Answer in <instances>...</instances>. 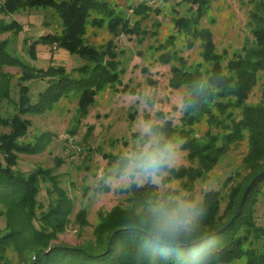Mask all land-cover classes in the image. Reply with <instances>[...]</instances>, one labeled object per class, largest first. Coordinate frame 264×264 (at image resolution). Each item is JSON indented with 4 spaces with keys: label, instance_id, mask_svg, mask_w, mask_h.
<instances>
[{
    "label": "trees",
    "instance_id": "trees-1",
    "mask_svg": "<svg viewBox=\"0 0 264 264\" xmlns=\"http://www.w3.org/2000/svg\"><path fill=\"white\" fill-rule=\"evenodd\" d=\"M250 1L253 5L247 24L252 37L240 49L232 53L227 48L219 51L212 31L200 27L211 1L189 0V13L177 17L175 27L188 36L190 44L201 40L202 61L190 64L184 56L170 55L169 51L160 57L164 64L171 62L170 85L186 88L184 97L201 81H210L213 92L197 111L181 112L179 123L167 118L162 110L157 112L163 122L155 124H165L188 161L176 166L167 182L177 180L182 187L196 189L198 180L204 179L230 151L246 147L239 169L221 189H211L207 197V223L218 241L213 264H264V225L256 217V205L264 197V175L249 191L241 212L231 220L249 183L264 171V0ZM131 7L128 13L109 0H0V36L10 33L0 38V126L8 128L0 132V217L5 218V226L0 228V264H150L137 254L134 238L122 228L126 210H138L140 202L152 194L151 186H133L127 192V204L99 210L93 237L73 244L61 240L60 235L71 223L78 226L82 235L91 222L87 206L74 213L75 198L63 185L61 173L56 172L63 158H57L54 166H38L29 172L18 167L22 154L39 153L52 139L47 131L34 141L29 139L32 119L27 115L41 114L70 94L79 96L78 111L83 115L94 96L107 85L114 87L121 81L119 74L124 67L119 68L121 50L115 37L100 45L89 43L87 23L92 10H96L107 20L114 36L125 33L145 37L149 32L145 22L151 21L160 8L147 0ZM34 8L50 11L60 21L61 29L48 31L31 42L25 38L27 54L38 59L37 44L43 41L52 49L55 46L82 56L86 59L84 64L69 71L62 64L35 65L21 55L16 43L24 25L8 16ZM93 22L101 25L103 20L95 18ZM153 23L160 25L159 20ZM174 56L179 64L172 63ZM9 67L22 71L15 74ZM38 80H44L47 88L33 100L32 83ZM258 86L260 98L251 102ZM202 124H206L203 131ZM104 156L107 167L116 160L111 153ZM43 184L50 196L47 204L39 198ZM94 189L110 190L106 181ZM89 190L87 185L83 195ZM156 264L173 261L158 260Z\"/></svg>",
    "mask_w": 264,
    "mask_h": 264
},
{
    "label": "rangeland",
    "instance_id": "rangeland-1",
    "mask_svg": "<svg viewBox=\"0 0 264 264\" xmlns=\"http://www.w3.org/2000/svg\"><path fill=\"white\" fill-rule=\"evenodd\" d=\"M109 1L130 13L131 6H135L141 0ZM147 1L154 7L160 8V11L153 13L151 21L145 22L144 27L149 32L142 38L125 33L114 36L108 28L107 20L96 10H92L88 18L86 37L89 43L100 45L115 37L118 49L121 50L118 57L121 60L119 68L124 67L119 74L121 76L119 83L114 87L107 85L94 96V100L88 105L83 115L81 110L78 111L79 96L74 94L62 97L53 108L41 114L27 115L32 119L29 139L34 141L35 137L43 131L49 132L52 139L45 150L39 153L22 154L18 167L22 171L29 172L38 166H54L57 158H63L64 161L56 172L61 173L63 185L75 198L74 213L83 205L89 209L88 217L91 224L86 227L82 235H79L78 226L75 223H71L60 235L61 240L73 244L93 237V228L99 221V210L107 211L116 204L128 203L127 192L94 189L102 181H106L105 174L115 164L114 162L107 167V157L104 154H113L117 148L126 146L135 134L134 125L148 119L147 114H150L153 123H162L163 118L157 114L162 110L167 118H172L176 123L180 122L182 111L179 110L178 105L186 94V88L175 89L170 85L172 64L171 62L162 63L161 54L169 51L170 55L175 53L178 57L184 56L190 64L202 61L204 47L201 40H194L190 44L188 36L175 27L176 18L189 13L191 2L189 0ZM210 1L211 4L201 20L200 27L212 31L219 51L227 48L232 53L240 49L245 40L252 37L247 22L253 3L250 0ZM8 18L17 19L24 25L16 46L29 62L39 66H48L50 63L62 64L69 71L86 62V59L80 55L71 54L68 50L55 46L52 49L50 44L43 41L37 44L38 59L35 60L27 54L26 46H24L25 38L31 42L35 37H40L48 31L61 29L60 21L54 18L50 11L34 8L14 13ZM95 18L96 20L102 18V24H95L93 22ZM155 20H159V26L153 23ZM47 21L49 25L46 24ZM9 34H3L0 38H5ZM176 56L172 58V63L179 64ZM9 68L7 69L15 74H20L22 71L18 67ZM44 82L32 83L33 100H37L39 94L47 88V83ZM42 84L45 85L42 86ZM260 90V86L254 89L250 97L251 102L259 100ZM205 127L206 124L201 125L202 131ZM71 129H75L74 133ZM5 130L7 131L8 128L0 126V132ZM244 151H246L245 146L230 151L204 179L198 180L196 189L202 186L221 189L226 179L239 169ZM187 162L184 153L179 152L176 166L187 164ZM87 185L90 190L84 196ZM167 186L175 188L180 186V183L173 180L165 185ZM228 187L224 189L227 190ZM49 197L48 189L43 184L39 198L47 204ZM72 216L74 219V214ZM256 217L257 221L264 225V197L262 196L256 205ZM4 226L5 218L1 216L0 228Z\"/></svg>",
    "mask_w": 264,
    "mask_h": 264
},
{
    "label": "clouds",
    "instance_id": "clouds-1",
    "mask_svg": "<svg viewBox=\"0 0 264 264\" xmlns=\"http://www.w3.org/2000/svg\"><path fill=\"white\" fill-rule=\"evenodd\" d=\"M211 87L210 81L195 84L182 97L179 110L197 111L213 95ZM133 131L127 145L114 151L106 183L112 190L151 186L153 192L138 210H126L122 230L134 238L137 254L150 264L168 259L173 264H213L218 241L207 223L211 188L165 187L177 164L179 141L165 124L150 118L135 124Z\"/></svg>",
    "mask_w": 264,
    "mask_h": 264
},
{
    "label": "water",
    "instance_id": "water-1",
    "mask_svg": "<svg viewBox=\"0 0 264 264\" xmlns=\"http://www.w3.org/2000/svg\"><path fill=\"white\" fill-rule=\"evenodd\" d=\"M264 175V171L261 172L260 174H258L250 183L249 185L247 186L244 194H243V197L241 199V202H240V205L238 207V209L236 210L235 214L233 215V217L231 218V220L235 219L236 216H238V214L241 212L244 204H245V201L247 199V196H248V193L249 191L251 190V188L253 187V185L257 182V180L262 176ZM118 229V228H117ZM117 229L115 231H117ZM115 231L113 232V234L115 233ZM112 234V235H113Z\"/></svg>",
    "mask_w": 264,
    "mask_h": 264
},
{
    "label": "crops",
    "instance_id": "crops-1",
    "mask_svg": "<svg viewBox=\"0 0 264 264\" xmlns=\"http://www.w3.org/2000/svg\"><path fill=\"white\" fill-rule=\"evenodd\" d=\"M39 30H40V29H39ZM35 38H36V37H35ZM37 38H38V37H37ZM53 62H54V61H53ZM39 81H42V82H44L43 80H38V82H39ZM44 83H46V82H44ZM43 85H45V84H42V86H43Z\"/></svg>",
    "mask_w": 264,
    "mask_h": 264
}]
</instances>
